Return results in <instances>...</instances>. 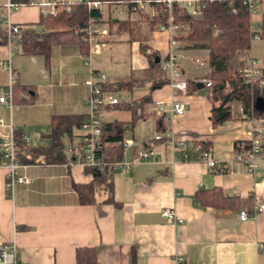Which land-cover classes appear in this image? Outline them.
Returning a JSON list of instances; mask_svg holds the SVG:
<instances>
[{"label":"crops","instance_id":"obj_1","mask_svg":"<svg viewBox=\"0 0 264 264\" xmlns=\"http://www.w3.org/2000/svg\"><path fill=\"white\" fill-rule=\"evenodd\" d=\"M4 2L0 0V40H5ZM94 2L100 3L103 12L98 28L106 29L107 35L102 38V49L90 57V67L104 75L101 84L133 83L130 91L111 92L117 104L104 106L99 118L101 122H127L126 107L148 95L149 103L143 108L147 118L131 132H124L123 140H131L133 147L123 150L119 161L131 163L140 147L152 150L154 157L110 174L107 182L112 186V201H107L103 186L95 184L84 168L45 164L41 157L32 164H19L17 175L25 176L29 183L15 184L9 196L4 189L5 169L0 166V243L15 244L20 264H74L77 248L95 249L96 264H176L177 257L182 264H264V211L244 221L238 218L240 211L252 210L255 200L264 204V160L253 174L235 160V143L246 141L249 131V124L240 118L238 103L229 104L228 121L210 127V92L204 85L209 75L206 44L182 41L189 31L186 26L180 32L158 31L146 15H117L124 10L119 4ZM39 18L36 7L23 6L12 13L10 21L19 26V32L27 28L40 32ZM17 35L9 47L5 41L0 44V97L8 86L6 61L14 73L11 108L0 104V142L17 132L29 149H46L50 118L82 117L89 95L87 82L97 78L90 77L76 43L52 45L45 65L42 57L22 53ZM261 40L250 42L249 50L236 56L238 65L243 61V67L252 58L264 70ZM140 44L158 55L159 70L172 50L182 80L193 84L192 93L177 92L169 84L151 89L152 79L158 76L140 54ZM154 101L165 107L171 101L181 102L183 114L165 112L164 118L159 117L153 111ZM157 119L164 128L161 135L172 132L177 140L198 138L208 143L214 168L183 161L164 142L145 147L159 134ZM68 141L63 137L64 147ZM78 184L93 186L92 205H79L73 187ZM212 188L220 189L224 197L239 199L242 208L221 213L198 205L195 192ZM164 210L174 215L175 222L162 217Z\"/></svg>","mask_w":264,"mask_h":264},{"label":"trees","instance_id":"obj_2","mask_svg":"<svg viewBox=\"0 0 264 264\" xmlns=\"http://www.w3.org/2000/svg\"><path fill=\"white\" fill-rule=\"evenodd\" d=\"M13 3H26L28 0H10ZM97 1V0H88ZM111 4L129 5L131 0H101ZM264 7V0L261 1ZM158 10L159 7H158ZM234 11L233 13L231 11ZM91 17H98L96 11L88 9L85 2H76L68 6V10H61L55 16H40L37 23L41 27L40 32L32 28L22 30L17 35V42L23 54L28 56L42 57L44 64L47 65L50 57V47L55 44L76 43L81 54H86V46L80 41L79 30L84 28ZM165 16H158L150 21V26L155 23L166 24ZM172 24L187 23L190 32L184 38V42L190 44L205 43L208 50V79L211 84L209 94V124L211 128L223 124L231 118L230 103L236 102L240 105L242 113L253 118L264 119V112H257L253 108L255 98L260 97L264 100V87L259 88L256 84L249 86L243 83L242 77L232 69L228 62L237 55L249 50L248 19L244 7L238 2L231 5L227 3L215 4L205 3L202 10L201 19L191 20L190 17L179 9L173 7L170 13ZM121 27V23H118ZM76 31L77 33H75ZM258 35L264 39V25L260 26ZM4 37L0 44L4 43ZM140 54L147 60L148 67L158 76L152 79L151 89L168 84V80L161 77L159 70V58L155 52L146 48L143 44L139 46ZM156 59L158 61H156ZM264 64V59L262 60ZM243 61L240 62L241 68ZM239 68V69H240ZM264 74V70H263ZM132 82L117 83L115 85L101 84V90L112 92L127 90L130 91ZM23 90L25 88H22ZM193 91V84L185 81V93ZM149 103L148 95L133 101L126 107L129 120L127 122L111 121L101 123V134L99 138L100 160L104 164L117 162L122 156L123 134L126 130L130 132L134 126L144 121L147 116L143 113V108ZM82 117L75 116H52L50 118L49 140L50 145L46 149H29L17 132H12L11 137L14 143L15 158L20 165L32 164L37 157H41L45 164H63V137L72 138V132L78 131ZM155 130L159 134L164 133L161 119H157ZM161 140L160 142H163ZM191 142L199 146V152L209 150V144L192 138ZM264 142V135H263ZM156 141L146 142L145 147H150ZM135 148V147H134ZM26 154L30 158L26 159ZM197 154H192L195 159ZM88 171L95 184H101L104 191L109 195L107 201H112V186L108 183L110 174L100 173L96 168H84ZM78 198L79 205H92L94 203V188L90 184H78L73 186ZM194 199L201 207H210L217 212L238 211L242 208L241 201L237 198L224 197L221 190L212 188L204 191H197ZM74 264H96L95 249L77 248L74 252Z\"/></svg>","mask_w":264,"mask_h":264},{"label":"built area","instance_id":"obj_3","mask_svg":"<svg viewBox=\"0 0 264 264\" xmlns=\"http://www.w3.org/2000/svg\"><path fill=\"white\" fill-rule=\"evenodd\" d=\"M85 2L88 9L97 12L98 17H91L87 21L84 28L78 31L81 34L80 41L86 46V54L84 55V64L89 69L90 77L97 78V81L89 80L87 85L89 87V95L85 101L86 113L82 116L79 129L76 131V136L72 137L65 145L62 154L64 163L66 165H77L82 168H96L98 172H106L111 174L117 170H127L128 167L137 161H149L154 157L153 151L147 148H138L135 152L134 160L127 164L121 161L104 164L100 160V127L101 120L99 118V111L104 106H112L117 104L116 98L107 91L101 90V83L104 81V75L95 73L90 67V57L97 54L104 46L102 38L107 35L106 29L98 28V19L103 14L101 5L98 2L88 0H28L26 3H13L10 0H5L3 4V19L2 25L5 32V43L9 47L14 42L16 35L19 32V26L10 21V16L18 8L23 6L36 7L39 10L40 16L51 15L55 16L61 10H68V6L76 2ZM262 0H131L129 5L119 4L124 10L117 11V15L125 12L131 14L146 15L151 21L158 16L166 17V24L155 23L158 31L177 32L181 31L185 24H172L170 22V13L173 7L185 12L191 20L201 19L202 10L205 3L229 5L238 2L245 8L248 19V34L249 42L260 40L258 32L261 25H264V7L261 5ZM105 4H110L105 2ZM158 7L160 10H158ZM234 12L233 10L231 11ZM256 20V21H255ZM258 23V24H257ZM77 33L76 31H74ZM171 48L174 46V41H170ZM197 65L202 66V62H197ZM9 79L8 86L4 94L0 97V104L11 108V84L13 83L14 73L12 72L9 62L4 63ZM160 70L166 75L168 84L175 91L185 93V82L181 78V73L177 63V55L171 50L160 63ZM242 77L243 83L249 86L257 85L259 88L264 87V74L259 66V63L248 58L245 66L237 71ZM204 85L209 90L211 84L209 79L204 81ZM153 111L159 117H163L167 112L170 116L182 115L183 105L178 101H171L164 106L161 101H154ZM240 118L249 124V131L247 133V140L235 143V160L240 163L243 168L250 174L259 167L262 160H264V119L253 118L242 113L239 105ZM192 139V138H191ZM191 139L177 140L172 132H166L164 135L156 134L155 141L164 140V145L171 152H179L183 161H195L207 166V168H214L215 162L210 158L209 151L199 152V146L194 145ZM133 147L131 140H123L122 151ZM192 154H197L195 159L191 158ZM0 166L5 169V192L11 196L12 189L15 184L26 185L29 183L25 176L17 175V169L22 167L18 164L14 154V143L12 137L6 142H0ZM264 211V204L255 200L250 212L242 210L238 213L240 221L248 218H254L257 214ZM162 217L170 222H175L174 215L164 210L161 213ZM16 247L13 242L0 243V264H20L16 259ZM176 264H182V258L177 257Z\"/></svg>","mask_w":264,"mask_h":264},{"label":"water","instance_id":"obj_4","mask_svg":"<svg viewBox=\"0 0 264 264\" xmlns=\"http://www.w3.org/2000/svg\"><path fill=\"white\" fill-rule=\"evenodd\" d=\"M156 61H158L156 59ZM196 88H201V84H196ZM253 108L257 112H264V100L260 97L255 98L254 103H253Z\"/></svg>","mask_w":264,"mask_h":264},{"label":"rangeland","instance_id":"obj_5","mask_svg":"<svg viewBox=\"0 0 264 264\" xmlns=\"http://www.w3.org/2000/svg\"><path fill=\"white\" fill-rule=\"evenodd\" d=\"M187 28H189V27H187ZM190 32V29H189V31L187 32L186 31V36L188 35V33ZM261 41H263L264 42V39H262ZM242 55V54H241ZM238 62H239V57H235L234 59H232V60H230V62H229V67H230V69H232L233 71H235V72H237L238 70H239V65H238ZM246 63V62H245ZM244 67V66H243ZM242 67V68H243ZM241 69V68H240Z\"/></svg>","mask_w":264,"mask_h":264}]
</instances>
